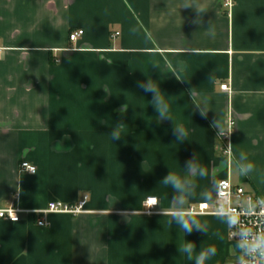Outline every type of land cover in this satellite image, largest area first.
I'll return each mask as SVG.
<instances>
[{
	"label": "crops",
	"instance_id": "obj_1",
	"mask_svg": "<svg viewBox=\"0 0 264 264\" xmlns=\"http://www.w3.org/2000/svg\"><path fill=\"white\" fill-rule=\"evenodd\" d=\"M233 1L228 13L222 0H191L205 11L193 23L185 0H0V208L88 197L85 213L49 215L47 227L31 214L0 220V264H194L213 245L206 264H236L240 253L216 216L197 217L207 234L168 223L177 193L160 183L168 171L196 179L186 208L200 204L212 178L264 196V0ZM149 78L188 131L184 142L172 121L157 123L151 94L136 86ZM214 119L232 130L231 154ZM193 153L208 178L184 171ZM22 161L37 173H20ZM245 162L254 171L241 177ZM149 197L164 214L143 213ZM186 242L193 260L177 250Z\"/></svg>",
	"mask_w": 264,
	"mask_h": 264
},
{
	"label": "clouds",
	"instance_id": "obj_2",
	"mask_svg": "<svg viewBox=\"0 0 264 264\" xmlns=\"http://www.w3.org/2000/svg\"><path fill=\"white\" fill-rule=\"evenodd\" d=\"M183 8H195L197 11V19L193 23H199V16L205 11L203 8L193 5L191 0H185L182 5ZM153 67L157 68V65ZM176 80L183 81L178 72H173ZM211 77V76H210ZM136 86L142 89L145 93L151 94L149 103L153 106L157 113V123L160 121L170 120L173 123V134L176 141L184 142L187 140L188 131L183 125L174 124L172 117L169 115L170 105L167 102L165 95L159 85L152 79H147L144 82H137ZM126 107L124 105L122 110ZM195 111H199L202 118L207 119L209 110L203 104H195ZM125 125L120 122L117 123L110 133L111 139L118 141L121 139V129ZM211 127L217 130V137L230 136L231 129H225L219 119H214L211 122ZM225 152L232 153V144L229 141ZM242 161H247V156L244 153L240 154ZM228 162V159L226 163ZM184 171L194 174L195 178L199 177L206 179L209 177V171L206 167L200 164L198 157L193 153L191 159L186 161ZM237 172L241 177H248L254 171V165L250 162L240 163L237 165ZM34 173V171H31ZM161 184L170 187L177 195L171 199L172 207L166 215L171 219L168 221L171 224L173 221L179 225L180 229L186 233L191 234L194 231L207 234V223H202L198 216L206 215L207 209L215 205V216L226 224L230 232V237L234 243V248L240 253L237 256L236 264H264V196H258L255 199L249 198L248 202L236 206L232 205V185L228 179L220 180L216 178L211 179L210 187L205 188L199 192L200 204L206 205L205 213H198L191 210L190 207H185L189 199L197 197L196 189L198 187L196 179H190L185 176L178 175L174 172L168 171V174L160 182ZM158 206V200H150L147 206V214L151 215L152 209ZM157 214H164L159 211ZM253 219L255 221L254 227H248L243 218ZM14 223L18 220L16 214L9 217ZM223 240V236H220ZM179 252L187 254L189 260H193V253L195 245L192 242H186L177 249ZM217 248L209 246L201 249L194 258V264H206V261L215 256Z\"/></svg>",
	"mask_w": 264,
	"mask_h": 264
},
{
	"label": "built area",
	"instance_id": "obj_3",
	"mask_svg": "<svg viewBox=\"0 0 264 264\" xmlns=\"http://www.w3.org/2000/svg\"><path fill=\"white\" fill-rule=\"evenodd\" d=\"M234 6V1L233 0H222V7L225 9L228 13L231 12L232 8ZM84 34L83 30H78V31H73L69 35V39L72 42H76L82 35ZM118 35V34H117ZM4 55V49H0V60H2ZM221 90L227 93L231 92V87L228 84H224L221 86ZM230 136H225L222 137L223 141V149L225 152V148L228 145ZM226 153V152H225ZM229 154V153H226ZM31 171H34L31 172ZM19 172L20 173H26L29 175H35L37 173V167L28 161H22L19 165ZM224 180V179H222ZM229 180V183L232 185V197H231V202L233 206H236L237 204L243 205L248 202L249 198L255 199L258 197L256 194L249 192L246 190L244 187L235 185L233 182ZM88 197L85 196L83 199L76 203H63L60 201H52L50 202L47 207L43 210H37V211H29V210H24L18 206H9L7 208H0V220H5L14 223L9 217L11 215L16 214L18 216V220L15 223H18L21 221V216L22 214H31L35 215L37 218V225L39 227H47L48 226V221L46 219L47 216L52 215V214H58V215H81L86 212V203H87ZM156 197H149L145 201V210L143 213L147 214V206L149 205L150 200H156ZM158 200V199H157ZM159 207V201H158V206L153 208L151 211L153 214L157 213V208ZM206 205L203 204H198V205H191L190 208L194 212L198 213H205ZM149 215V214H148ZM264 215V213H262ZM202 216H215V205H213L211 208L207 209L206 215ZM245 223L247 224L248 227H254L255 226V221L253 219H249L247 217L243 218ZM228 239L235 243L230 237V232L228 229Z\"/></svg>",
	"mask_w": 264,
	"mask_h": 264
}]
</instances>
